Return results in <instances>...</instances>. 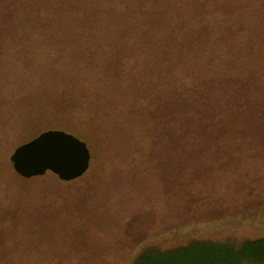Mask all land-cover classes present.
<instances>
[{
	"label": "rangeland",
	"instance_id": "obj_1",
	"mask_svg": "<svg viewBox=\"0 0 264 264\" xmlns=\"http://www.w3.org/2000/svg\"><path fill=\"white\" fill-rule=\"evenodd\" d=\"M77 1L98 16L65 18V50L58 32L0 31V264L264 238V0ZM51 129L87 142L82 177L15 171L16 148ZM177 260L163 263L221 264Z\"/></svg>",
	"mask_w": 264,
	"mask_h": 264
},
{
	"label": "trees",
	"instance_id": "obj_2",
	"mask_svg": "<svg viewBox=\"0 0 264 264\" xmlns=\"http://www.w3.org/2000/svg\"><path fill=\"white\" fill-rule=\"evenodd\" d=\"M82 6H84V3L77 0H0V31L16 30L14 33L16 39L9 42L12 44L19 37L22 39L20 35L23 27L26 25H29L31 28L29 37L32 39L39 35L41 37L42 34L51 31H54L53 33L58 32V41H61L60 45L62 44L61 50H65V42L70 43L71 40L73 41L71 36L72 29L66 30L62 27L68 21H65V18H69L72 25L87 27L93 24V20L89 21V19L98 16L87 13L85 9H81ZM68 10L71 11L68 12ZM92 10L94 9L90 11ZM75 30L79 32V29ZM82 30L80 29V32H84ZM87 37H90V35L84 32V40L81 41L79 39L80 41H78V43L81 42L80 47H84L83 42H85ZM46 38L44 37V39ZM203 51L198 49L190 53L196 57L200 56ZM92 159H94V156ZM244 212L248 216H253L256 213L255 210L251 211V209H245ZM218 216L221 215L215 214L213 218L216 219ZM171 251L170 253H165L169 251L150 248L139 255L135 264H150L151 262L154 264H164L163 262L177 263L181 262L177 260L178 258L183 261L185 257L195 254L201 255L202 258L208 256L211 260L220 262L221 264H264V238L245 241L240 246H237L236 242L232 241H225L223 244L193 241L187 247L176 248ZM150 252H160L161 255H159L160 253L158 255H146ZM190 253L191 255H189Z\"/></svg>",
	"mask_w": 264,
	"mask_h": 264
},
{
	"label": "water",
	"instance_id": "obj_3",
	"mask_svg": "<svg viewBox=\"0 0 264 264\" xmlns=\"http://www.w3.org/2000/svg\"><path fill=\"white\" fill-rule=\"evenodd\" d=\"M91 160L87 142L62 129L42 132L17 147L11 156L15 171L22 177L52 172L63 181L82 177L90 169Z\"/></svg>",
	"mask_w": 264,
	"mask_h": 264
}]
</instances>
